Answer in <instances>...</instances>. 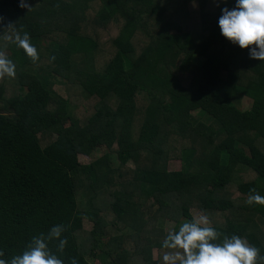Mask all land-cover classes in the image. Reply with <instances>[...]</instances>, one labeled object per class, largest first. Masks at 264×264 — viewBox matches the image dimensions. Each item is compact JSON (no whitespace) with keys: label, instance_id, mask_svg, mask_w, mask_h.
<instances>
[{"label":"trees","instance_id":"obj_1","mask_svg":"<svg viewBox=\"0 0 264 264\" xmlns=\"http://www.w3.org/2000/svg\"><path fill=\"white\" fill-rule=\"evenodd\" d=\"M29 3L0 0L16 65L0 77V258L60 224L67 244L49 247L64 264H164L165 237L194 214L264 256V205L247 203L264 196V61L220 34L235 0Z\"/></svg>","mask_w":264,"mask_h":264},{"label":"clouds","instance_id":"obj_2","mask_svg":"<svg viewBox=\"0 0 264 264\" xmlns=\"http://www.w3.org/2000/svg\"><path fill=\"white\" fill-rule=\"evenodd\" d=\"M19 7L32 8L29 0H19ZM217 24L222 37L241 50H247L249 59L264 61V0H235L233 7L221 8ZM7 29L14 33L8 38L35 62L38 53L28 33L21 34L11 23ZM15 69L13 61L0 52V77H14ZM247 203L264 205V196L253 192ZM208 223L207 217L202 215L199 220L185 221L177 230L170 231L162 244L163 248L171 250L163 254L164 264H264L259 249L246 239L236 234L220 238ZM64 230L63 225H53L46 234L33 236L20 254L10 260L0 258V264H64L56 254L62 253L67 244L62 237ZM50 242H56V252L49 247ZM2 255L0 253V257ZM71 264L78 262L73 258Z\"/></svg>","mask_w":264,"mask_h":264},{"label":"rangeland","instance_id":"obj_3","mask_svg":"<svg viewBox=\"0 0 264 264\" xmlns=\"http://www.w3.org/2000/svg\"><path fill=\"white\" fill-rule=\"evenodd\" d=\"M192 24H193V22H192ZM239 101H240L239 106H241L242 108H248L249 105H250V100L247 99V98L244 97V96L241 97V98L239 99ZM83 103H84V102H83L80 98L77 97V94L75 95V93H72L70 104H71V106L74 107V109H75L77 115H79V110H77V109L82 108V107L85 105V104H83ZM87 106L90 108L92 105H91V103H87ZM69 123H70V122H68L67 125H68ZM65 124H66V122H65ZM104 153H105V150H104V149H99V150L94 151L93 159H94V158H97V157H100V156L103 155ZM110 159H111V161H112V164H114V165L116 166L117 163H118V161L115 159V157H114V156H111ZM78 160H79V162L82 163V164H87V163L90 162V159H89V158H85V157H83V156H79V157H78ZM176 165H177V164H176ZM176 165H175V166H176ZM176 168H177V166H176ZM194 218H195V220H199L200 216L194 214ZM172 226H173L172 223L167 222V230H170ZM83 228L86 229V230H89V229L91 228V223L85 220V221L83 222ZM154 256L156 257V252H155V251H154ZM91 263H92V264H96L97 262H96V261H93V262H91Z\"/></svg>","mask_w":264,"mask_h":264}]
</instances>
